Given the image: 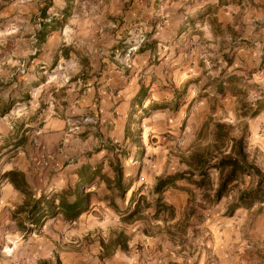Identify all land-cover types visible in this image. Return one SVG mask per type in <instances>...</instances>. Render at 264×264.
<instances>
[{"label":"crops","instance_id":"0c3cea01","mask_svg":"<svg viewBox=\"0 0 264 264\" xmlns=\"http://www.w3.org/2000/svg\"><path fill=\"white\" fill-rule=\"evenodd\" d=\"M158 14L165 24H156ZM203 16L214 20L212 34L228 30L231 54L248 45L260 50L237 52L225 63L230 69L257 61L256 72L264 74V0H0V208L12 203L6 199L12 192L23 195L17 207L25 199L3 175L12 169L24 174L35 198L44 195L39 192L47 181L59 189L56 202L66 191L72 199L92 193L94 183L110 193L103 178L114 179L113 166L120 162L111 155L115 147L174 128L167 104L158 103L166 92L156 84L173 47L161 53L157 46L184 43L189 27H179L175 18ZM238 16L245 22L243 45L234 25ZM143 28L149 40L136 49L134 42L127 45ZM208 39L223 48L221 36ZM127 48L134 51L122 55ZM83 115L97 116V125L70 131L72 117ZM127 174L123 168L122 183ZM127 176L132 179L125 190L132 196L133 175Z\"/></svg>","mask_w":264,"mask_h":264},{"label":"rangeland","instance_id":"374dc122","mask_svg":"<svg viewBox=\"0 0 264 264\" xmlns=\"http://www.w3.org/2000/svg\"><path fill=\"white\" fill-rule=\"evenodd\" d=\"M155 17L156 24L166 23L163 15ZM188 19L173 20L179 27H189L184 43L179 39L173 45L157 46L161 53L173 47L172 58L158 69L156 84L162 95L166 92L165 97L158 98L159 106L167 104L168 112L164 113L177 124L172 132L150 134L142 141L135 136L134 142L114 146L127 156L116 150L111 154L113 159L115 153L118 155L124 173L133 175L132 189L139 190L132 196L131 190L123 195L116 190L104 193L102 184L94 183L89 186V205L73 220L62 218L59 212L46 218H27L17 207L23 195L8 194L6 199L12 203L0 208V264H264V191L250 205L232 212L227 209L241 190L256 185V176H240L236 186L218 202L205 197L201 190H193L187 179H179L159 195L151 192L157 178L188 169L190 153L208 148L215 154V123L223 124L230 135L247 134V151L264 174V74L256 72L261 64L254 61L237 70L225 64L237 52L255 50L259 54L260 50L248 45L231 54L224 40L226 28L212 34L208 27L214 22L211 16ZM243 20L238 16L234 23L241 44L245 43ZM194 29L199 38L193 36ZM148 36L143 28L129 37L127 45H142ZM213 36L222 37L223 48L209 41ZM127 49L121 54L129 56L134 51ZM239 61L243 64L242 58ZM143 113L135 118V131L145 110ZM209 171L216 182V171ZM127 175L123 185L132 179ZM55 189L59 191L47 181L39 193L53 198ZM67 196L72 199V195ZM156 198L171 212L155 213ZM135 208L137 212L129 215Z\"/></svg>","mask_w":264,"mask_h":264},{"label":"trees","instance_id":"16d2710c","mask_svg":"<svg viewBox=\"0 0 264 264\" xmlns=\"http://www.w3.org/2000/svg\"><path fill=\"white\" fill-rule=\"evenodd\" d=\"M174 107L176 109L179 107L178 100L175 102L173 108ZM246 138L247 134L244 132L233 136L230 135V132L223 124L215 123V154L209 151L208 148L203 149L201 152L190 153L187 163L189 166L188 169L180 173L169 174L157 178L151 192L159 195L168 187L173 186L179 179H187L194 185L193 190H201L205 193V197L212 198L213 202H218L236 186L240 176L250 174L257 177L256 185L253 188L241 190L234 203L230 204L227 209L229 212H232L241 205H250L263 194L264 174L250 157L247 151ZM226 143L228 144V149H225ZM112 150L115 149L112 148ZM116 152L120 151L116 149ZM211 169L215 170L217 173L216 182H213L210 176L209 170ZM113 170L115 174L113 180L103 179L111 190H116L119 195H123L126 192L125 189L127 186L131 184V181L123 185V167L119 163L113 166ZM3 175L17 191L24 194L25 199L23 204L18 207V210L26 212L27 218H46L60 212L65 219L73 220L89 205L88 196L90 193H75L74 198L69 199L67 195L72 194L66 191L67 195L59 196L57 204L55 205L54 198H46L44 195H40L38 198L33 197L26 178L21 171L12 169L5 171ZM139 188L140 187H138L136 191H138ZM193 190L187 188V191L191 193ZM134 193L133 191L132 195ZM155 202V213H160L163 210H167L168 213L171 212L167 205L162 203L159 198H156ZM137 209L138 208H135L129 215L135 214ZM190 210V212H193V208ZM176 224L177 223H175V225Z\"/></svg>","mask_w":264,"mask_h":264},{"label":"built area","instance_id":"2783aa9c","mask_svg":"<svg viewBox=\"0 0 264 264\" xmlns=\"http://www.w3.org/2000/svg\"><path fill=\"white\" fill-rule=\"evenodd\" d=\"M144 41V39H140V42ZM131 50V48L129 49ZM98 123V117L95 116V115H84V116H80V117H77L73 120H71L70 122V129H78L80 128L81 126L83 125H97Z\"/></svg>","mask_w":264,"mask_h":264}]
</instances>
